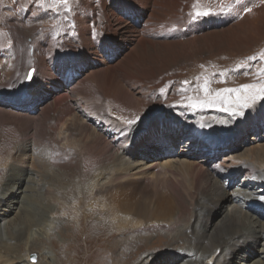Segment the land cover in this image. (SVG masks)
Instances as JSON below:
<instances>
[{
    "label": "rangeland",
    "instance_id": "1",
    "mask_svg": "<svg viewBox=\"0 0 264 264\" xmlns=\"http://www.w3.org/2000/svg\"><path fill=\"white\" fill-rule=\"evenodd\" d=\"M81 1L68 0V4L64 5L56 2V0H0V20L4 26L3 32L6 26H9V33L14 38L19 37V32L13 26L19 10L18 5L22 9L32 7L35 12L37 10L39 15H41V11L37 6L41 10H44L43 7L46 6L44 11H56V13L62 11V6H65L64 12L69 13L68 17L78 15L79 18L85 19L86 14L77 7ZM98 2L99 0H94L96 5L94 12L98 18H103L109 6H105V8L107 7L106 10L101 9L97 6ZM169 2L170 4L167 0H164L163 10H159L160 13L156 16L151 28L143 36L135 33L128 41L121 39L110 44L109 50L99 57L105 63L99 67L98 71L92 72L93 65H84L81 61L82 65L77 66L80 74L76 76L75 72H70L74 77L71 88L77 89L74 92L75 95H70L71 98L64 99L66 90H70L68 87L56 92L50 91L48 94L35 96L37 100L34 105L37 109L35 112L31 111L29 115L33 117V120H28L27 118L30 117L26 118L24 115L22 117L10 115L17 131H11L10 134L0 136V141L3 139L5 142L2 146L3 150H10L13 146L23 142H34L35 154L29 156V159L24 161L23 164L18 163L15 166L17 167L16 171L12 179L9 180L8 190L4 194H8L9 197L10 192L13 191L9 186L23 182L21 187L15 189L14 192L18 193V197L25 195L24 197L28 201L26 200L21 206L30 210L31 216H34L37 222L27 233L22 247L27 253H30L29 255L34 254L36 264H131L130 261H123L124 257L122 255L119 256L120 261L114 260L112 254L113 252L115 255L120 253L122 241L133 242L137 240L135 237L138 236H149L140 242V245L144 246L140 253L145 252L137 262L138 264L151 251H153L151 254L159 257L167 253V250L163 249L164 247L171 246L169 242L153 238L154 236H150L151 233L146 234L145 231H139L138 226L125 225L123 228L126 230L122 231L117 227L118 225L112 217L107 219L104 215L96 214L99 201L94 200L96 199L94 193L101 189L100 187L105 189L110 179L106 176L103 178L106 171L100 174L97 166L105 161L107 162L109 159L107 156L110 152H102L104 141H100L95 146L83 151L82 143L86 139H82V137H85V134L86 136L91 135L93 138L98 130L109 133L110 136H114L115 132L119 130L127 131V129V136L135 133L136 135L133 138L137 137L138 147L134 150L141 153L145 159L142 158V163L136 165L132 174L143 173V177L147 178L157 176L152 168L158 166L159 163L170 162L176 167L179 162H200L202 159L206 160V157L212 159L211 161L215 164L246 163L264 171V166L258 168L260 163L249 159L250 154H252L249 153L251 149L257 151L264 147V119L262 121L260 117L257 118V124L254 123L253 127L244 128L245 131L240 127H236L237 123L235 121L233 123L230 120H241L251 107H254L257 103H264V38L259 39V36L251 30L260 25L257 11L264 8V0H170ZM204 13L208 14L204 15ZM110 18L111 23L117 20L114 27L118 29L122 21H118L115 16H110ZM54 20L46 18L41 24L40 20L34 21V24L36 28L43 27V29L40 28L43 33L46 32L51 35L52 31L50 30L52 28H55L54 31H58L60 28L57 25V17ZM140 20H142L141 16ZM24 25L17 23V26L27 28V25ZM246 25H249V28L241 32L238 27ZM231 28L240 29L236 34V38L241 39V43L236 42L233 48L232 46L226 48L227 41L224 42V40L231 38V34L227 31ZM140 29L141 26H138L136 32H139ZM64 45L66 49L63 53H66L68 49L67 42H64ZM240 46L242 47L240 48ZM65 74L59 79L63 80ZM27 77L28 75L26 79ZM77 80L79 81L75 83ZM20 82L19 78L18 83L20 84ZM30 84H25L24 80L23 85L25 87L22 88L29 90ZM54 85L51 83V86L54 87ZM59 94L61 98L54 99ZM128 94H134L136 98L129 97ZM7 99H11L9 102H14L12 97ZM102 101L104 105H101ZM26 102L29 105L28 101ZM90 102L92 103L91 107ZM77 103L82 106H89L91 109L95 108L96 115L107 116L103 119H97L95 114L91 112L79 111L76 108ZM166 104H170L171 107L164 106ZM192 105L196 106L193 107ZM57 106L62 109L67 106H71V108L73 106L74 108V111L72 108L74 112L72 115L70 112L67 115L60 113L63 117H66L62 125L59 123L61 121H54V117L51 115L53 109ZM14 108L16 112L14 114L18 113L17 115H19V112L23 114L25 110L28 111V109L19 108V105ZM231 111L233 112L229 114L230 119L226 117V122L218 121L221 116ZM216 114L220 115L215 118ZM196 118L208 120L218 131H220L218 125L233 129L229 134L223 133L226 138L220 139L221 136L215 135L213 142L217 144L213 145L215 150L213 155L207 153V150L198 149L194 152L197 154L195 159L191 157H169L160 160L162 152L160 154L152 153L151 149L157 142H160L158 139L164 135L165 127L176 125L183 120L193 123ZM128 121H132V123L129 124ZM82 125H87L86 127L89 129L88 132L85 131L79 135L75 129ZM118 126L123 128H118ZM34 132H36V135ZM153 133H156L157 137ZM46 139L48 142L45 141ZM51 141L54 149L60 152L59 164L61 166L54 167V169L49 167L56 165V157L54 161L46 162L43 160L44 156H48L49 148L47 145ZM23 145L25 144L21 146L23 147ZM39 148L42 151L41 155L38 154ZM171 149H173L172 152H178L180 147ZM234 159L239 161H234ZM1 162H3L2 155H0V167L3 165ZM9 164L8 159L7 165ZM41 167H46V170H42ZM40 170L43 173L40 174ZM81 172L84 174L92 172L93 177L99 174L96 183H99L100 187L97 185L99 188L92 189L93 192L90 196V192H85L88 190L87 188L80 187L79 180L81 179H79V176ZM21 175H24L26 180L21 181L19 178ZM243 176L240 175L236 178L233 184L227 182L226 188L229 185L232 188L242 187ZM38 178L40 179L37 180ZM100 178H102L101 181ZM134 178L143 181V183L145 182V185L148 184V182L142 180L141 176L128 177L130 181ZM35 183L36 185H34ZM104 189L98 192L103 191L102 194H104ZM257 190L251 189L250 193L261 194ZM55 193L59 195L55 196ZM83 195L86 198L81 200ZM44 199L46 200L45 203ZM60 199H65L68 204L61 205ZM37 200L40 203H36ZM228 202V200L225 202L222 200L221 205L229 204ZM84 203L85 206H83ZM250 203L255 205L257 212H259L258 207H262L261 210L264 212V206ZM44 204H47L48 207H44ZM36 205L39 212L35 210ZM52 208H54L53 211H51ZM71 208H74V210ZM229 209H232V211L228 214V218L231 216L235 218L239 215H232L237 210L236 205L233 204ZM12 210L13 212H9V215H7L6 211L8 210L5 208V212L0 218V238L4 239L3 241H6L5 235L13 234L20 226L16 220V212H19L21 208H13ZM67 210L69 212H66ZM218 210L212 209L211 211L213 212V220L207 227V234L212 233L213 229L219 224L221 214ZM63 212L65 214H61ZM244 221L251 224L258 220H254V216L248 214V220L244 219ZM260 222L264 223V219H261ZM158 234L161 237L165 236L162 232ZM204 236L208 238L206 235ZM168 238L169 236H167ZM32 241L37 242V244L33 245ZM113 244L115 250L110 252V247ZM32 245L35 247L34 249ZM258 251L259 255L257 256H261L263 250L260 247L242 248L241 253L244 254L241 255L253 256L252 258H254V254L256 257ZM121 253L127 255L128 250L125 248ZM27 260L31 263L30 256ZM236 262L238 263L236 259H233V264ZM250 264H264V261L257 259L250 262Z\"/></svg>",
    "mask_w": 264,
    "mask_h": 264
},
{
    "label": "bare ground",
    "instance_id": "2",
    "mask_svg": "<svg viewBox=\"0 0 264 264\" xmlns=\"http://www.w3.org/2000/svg\"><path fill=\"white\" fill-rule=\"evenodd\" d=\"M167 1L170 4V0ZM163 2L164 0H99L98 7L106 10L107 7L105 8V6L108 5L109 9L106 10L103 18H98L94 12L96 7L94 0H82L78 3L77 7L86 14L85 19L79 18L78 15H72L69 16V18V13L66 14V12H64L66 9L65 6H62V11L57 13L56 11H44L46 10V6L43 7L44 10H41V8L37 6L41 11V15H39L37 10L35 12L32 7H29L30 9H22L21 6L18 5L19 10L17 11L15 17L16 22L13 26H15L19 32V37L14 38L9 33V26H6L3 32L4 26L0 20V130H4L0 132V136L10 134L11 131H17L10 115H16L18 117L24 115V117L27 118L30 117L31 111L35 112L37 109L36 105H34V102L37 100L35 96L45 93L48 94L50 91L56 92L68 87L70 90H66L64 99L67 100L71 98L70 95L74 94L77 89L74 90V87L71 88L73 84H71L72 80H70L68 76L73 77V75L70 72H75L76 76L79 75L80 70L77 66H81L82 63H84V65H93L94 69L92 72L98 71L99 67L103 66L105 63V61L99 57L109 50V45L121 39L128 41L135 33L143 36V34L151 28L156 16L160 13L159 10H163ZM49 9L52 10L51 8ZM110 16H115V18H118V21H122L118 29L114 27L117 20L111 23ZM140 16L142 20H140ZM55 17H57V25L60 28L58 31H54L55 28H52L50 30L52 31L51 35L46 32L43 33L41 30L43 27H40L41 29L36 28L34 24V21L40 20L41 24L44 19L49 18L54 20ZM257 18H260V25L258 27L255 26L251 30L254 34L259 36V39H263L264 8L257 11ZM17 23L20 25L25 24L27 28L17 26ZM138 26H141V29L139 32H136ZM238 28H240L242 32L248 29L249 25L244 27L239 26ZM238 28L227 30L229 34H231V38L224 40V42L227 41L226 48H230L231 46L233 48L236 42L241 43V39L239 40L236 38V34L240 30ZM234 35L236 36L234 37ZM64 42L68 44L66 53H63L66 49L64 47L66 45H64ZM247 44L249 43L247 42ZM241 47L242 46H240V48ZM66 72L67 74L64 75V79H59ZM29 73H31L32 78L31 84L29 83V90H27L22 87L24 86V78H26ZM19 78L21 80L20 84L18 83ZM78 81L79 80L75 83ZM51 83L55 84L54 87L51 86ZM128 95L134 99L136 98L134 94ZM10 97H12L14 102H9L11 99L7 98ZM78 97L83 99L80 95H78ZM60 98L61 96L59 94L55 96L54 99L58 100ZM26 101H28L29 105ZM17 105H19V108L28 109V111L25 110L23 114L19 112V115H17L18 113L14 114L16 113L14 107ZM101 105H104L103 101ZM91 106L92 103L90 102V107ZM164 106L168 108L171 107L170 104ZM90 107L82 106L80 103L76 104V108L79 111L91 112L95 114L97 119L106 118L107 115H103V117L99 114L96 115L94 111L95 108L91 109ZM72 108L71 106H67L63 109L59 106L54 108L51 113L54 117V121H61L59 123L62 125L66 117H63L60 113L67 115V113L69 114L70 112L72 115V113H74V108L73 111ZM232 112L233 111L221 116L218 121L226 122V117L230 119L229 114ZM236 114L238 113L236 112ZM241 114L243 115V113ZM218 115L220 114H216L215 118ZM259 117L263 121L264 103H257L254 107H251L241 120H230H232L233 123L235 121L237 123L236 127H240L245 131L244 128L253 127L254 123L257 124V118ZM32 118L33 117L27 119L33 120ZM86 126L82 125L76 128L75 131H77L79 135L85 131L88 132L89 128ZM218 126L220 131L208 120L199 118H196L193 123L186 120L179 121L176 125L165 127L166 129L163 132L164 135L160 137L158 141L161 139H167V141L158 142L151 151L153 154H160L162 152L160 160L169 157H191L195 159L197 154L194 152L198 149L207 150V153L213 155L215 153L213 145L217 144L213 142L215 135L221 136L220 139L226 138L223 133L229 134L233 130L226 127L224 128L223 125ZM118 128L123 127L118 126ZM127 131L119 130L115 132L114 136H110L109 133L98 130L93 138L91 135L86 136V134L85 137H82V139H86V141L82 143L83 151L95 146L100 141H104L102 152L109 151L110 154L107 156L109 159L107 162L105 161L97 167L100 174L106 171L104 177L102 175L103 178L106 176L110 179L108 186L104 189L100 187L99 183H96L99 174L93 177L94 174H92V172H86L85 174L87 175L81 172L79 179L82 181L79 180V182L81 183V188L88 189L85 192H90L89 196L91 192H93L92 189L94 190L97 185L105 190L104 194H102L103 191L100 193L98 192L101 189L94 193L96 196L94 200L96 202L99 201L97 205V215H104L107 219H111L112 217L113 221L118 225L117 227L122 231L126 230L123 228L125 225L138 226L139 231H145L146 234L151 233L150 236H154L153 238H159L170 243L171 246L163 248L167 250L166 254L158 257V255L151 254V252H153L151 251L139 264H233V259L238 261V263L236 262L235 264H250V262L257 259L264 261V223L260 222L261 219H264V212L261 210L262 207H258L259 212H257L255 205L250 203L252 202L264 206V199H261V197H264V171L246 163L215 164V162L213 163L211 161L212 159L205 156L206 160L202 159V161L199 160L200 162L189 163L183 161L179 162L176 167L170 162L159 163L158 166H153L154 168H152L155 173H157L155 178L143 177V173L132 174L136 165L141 164V160H143L142 158L144 157L141 153L134 150V148L137 149L138 147L137 137L135 139L133 138L136 134L133 133L127 136ZM34 134L36 135V132H34ZM153 135L157 137L156 133H153ZM45 141H47V139ZM3 143L5 142L2 139V141H0V152H2L0 155H2L4 163L1 162L3 165L0 167V218L3 212H5V208L8 210L6 211L7 215H9V212H13V208H21V210L16 212V220L20 225L18 226V230L14 231L13 234L5 235L6 241L0 238V264H31L32 262L30 263L27 260L30 253H27L22 245L31 227L36 225L37 219L31 216L30 210L21 206L26 200L28 201V199L24 197L25 195L18 197V193L14 192L15 189L21 187L23 182L9 186L13 190L10 192L11 194L9 197L8 194L5 195L4 192L8 190V182L12 179L17 168L15 166L18 163L23 164L24 161L29 159V156L35 154L34 142H23L13 146L10 150H3ZM22 144L25 145L22 147ZM47 147L49 148V153L48 156H44L43 160L46 162L51 160L54 161L56 157V165L49 168L54 169V167L61 166V164H59L60 152L54 149L52 141ZM177 147H180L178 152L171 151V148ZM251 150L249 153L252 154H250L249 159L260 163L259 166L257 165L258 168L264 166V147H261L257 151ZM41 153L42 151H40L39 148L38 154L41 155ZM4 156L6 157L4 158ZM7 158L11 166L10 164L7 165ZM234 161L238 162L239 160L234 159ZM45 168L46 167H41L42 170H46ZM42 170H40V174L43 173ZM240 175H244L242 187L232 188L229 185L228 188H226L227 182L230 184L235 183L236 178ZM134 176H141L142 180L148 182L149 185L146 184L148 185L146 186L145 182L143 183V181L141 182L135 178L131 181L128 179V177L132 178ZM19 178L21 181L26 180L24 179V175H21ZM39 179L40 178L37 180ZM101 179L102 178L99 180L101 181ZM34 185H36V183ZM251 189H258L257 192L260 191L261 194H257L256 192L250 193ZM57 195L59 194L55 193V196ZM98 195H100V197H98ZM217 196H219V198H217ZM85 198L86 197L83 195V199L81 200ZM60 200L62 202L61 205L68 204L65 199ZM222 200L223 202L228 200L229 204L225 203L221 205ZM45 202L46 200L44 199V203ZM36 203H40V201L37 200ZM233 204L237 206V210L233 212L232 215H239L235 218L233 216L228 218V214L232 211V209L229 208ZM85 205L84 203L83 206ZM44 207H48V205L44 204ZM74 208L71 209L74 210ZM104 209H106V211H104ZM212 209H219L218 211H220L221 216L217 227L213 229L212 233L207 234V227L213 220ZM35 210L38 211V206L37 208L35 207ZM53 210L54 208L51 209V211ZM161 211L162 213H160ZM66 212L69 211L67 210ZM61 214H65V212ZM248 214L253 215L254 220L258 221L247 224L244 219L248 220ZM159 232H162L165 236L161 237L158 234ZM204 235L208 238H205ZM167 236H169L168 239ZM147 237L149 236L135 237L137 240L133 242L122 241L123 243L120 244V253H116L115 255L113 252L112 257H114V260L120 261L119 256L122 255L124 257L123 261H130L131 264H138L137 262L145 252L143 251L140 253L144 247L140 245V242ZM128 243L129 245H127ZM32 244H37V242L32 241ZM259 247L263 250L262 254H260L261 256H257L259 255V251L256 257L254 254V258H252L253 256L246 257L241 255L244 254L241 253L242 248L252 249ZM34 248L33 246V249ZM125 248L128 250L127 255L121 253ZM114 250L115 245L113 244L109 251L112 252Z\"/></svg>",
    "mask_w": 264,
    "mask_h": 264
},
{
    "label": "snow or ice",
    "instance_id": "3",
    "mask_svg": "<svg viewBox=\"0 0 264 264\" xmlns=\"http://www.w3.org/2000/svg\"><path fill=\"white\" fill-rule=\"evenodd\" d=\"M56 2H59V3H63L64 5H67L68 4V0H56ZM208 13H204V15H207ZM29 79H31V74H29ZM193 107H195L196 105H192ZM129 124L132 123V121H128ZM261 199H264V197H261Z\"/></svg>",
    "mask_w": 264,
    "mask_h": 264
},
{
    "label": "water",
    "instance_id": "4",
    "mask_svg": "<svg viewBox=\"0 0 264 264\" xmlns=\"http://www.w3.org/2000/svg\"><path fill=\"white\" fill-rule=\"evenodd\" d=\"M28 81H29V79L26 80V83H27ZM30 261H31L32 263H35L36 258H35L34 255H30Z\"/></svg>",
    "mask_w": 264,
    "mask_h": 264
}]
</instances>
